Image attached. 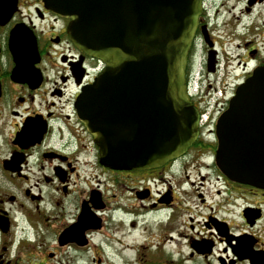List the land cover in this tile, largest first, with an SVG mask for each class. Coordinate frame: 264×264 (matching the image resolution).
Listing matches in <instances>:
<instances>
[{"label":"flooded vegetation","instance_id":"obj_1","mask_svg":"<svg viewBox=\"0 0 264 264\" xmlns=\"http://www.w3.org/2000/svg\"><path fill=\"white\" fill-rule=\"evenodd\" d=\"M202 4L187 82L219 74L233 95L264 66V0ZM69 22L44 0H0V264H264V188L217 161L229 100L191 95L215 119L183 155L108 167L78 108L100 62Z\"/></svg>","mask_w":264,"mask_h":264},{"label":"water","instance_id":"obj_2","mask_svg":"<svg viewBox=\"0 0 264 264\" xmlns=\"http://www.w3.org/2000/svg\"><path fill=\"white\" fill-rule=\"evenodd\" d=\"M44 1L70 19L72 42L105 64L78 101L101 163L142 170L183 155L199 136L186 71L202 0ZM216 134L221 169L264 188V66L237 87Z\"/></svg>","mask_w":264,"mask_h":264},{"label":"rangeland","instance_id":"obj_3","mask_svg":"<svg viewBox=\"0 0 264 264\" xmlns=\"http://www.w3.org/2000/svg\"><path fill=\"white\" fill-rule=\"evenodd\" d=\"M198 65L196 66V68H195V71H194V73H193V76H192V78L194 77H196V78H198L197 77V75H198V73H199V71H203V68H204V65H203V59H201V56H200V54L198 55ZM213 79H212V81H213V88H220V89H222V94H221V92H216L215 93V91L214 90H211V93H209L208 94V96L209 97H211V104H215V99H220V101H222V102H224V103H227L228 102V100L232 97V92H233V85L231 84V85H228V84H221L219 81L218 82H215L218 78H220V75L219 74H215V75H213V74H211L210 75ZM189 85H191V88H190V93H191V95L193 94V95H199V94H197L196 93V91H194V88H193V86L192 85H194V82L192 81V82H190V84ZM207 88H208V86H207ZM204 86L201 88V90H200V96H203L204 94L206 95V93H204ZM223 95V96H222ZM222 102H220L218 105L219 106H221V104H223ZM201 111V110H200ZM202 111H205L206 112V116L208 117V121L207 122H203V123H200V126H203V125H206V124H208L209 122H210V120L211 119H215V117H212V105L211 106H207V107H205V108H203L202 109Z\"/></svg>","mask_w":264,"mask_h":264}]
</instances>
